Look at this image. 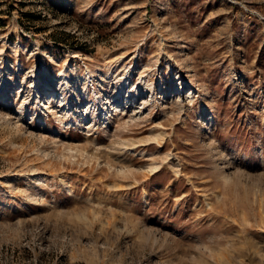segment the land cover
<instances>
[{"label":"rangeland","instance_id":"obj_1","mask_svg":"<svg viewBox=\"0 0 264 264\" xmlns=\"http://www.w3.org/2000/svg\"><path fill=\"white\" fill-rule=\"evenodd\" d=\"M0 264H264V0H0Z\"/></svg>","mask_w":264,"mask_h":264},{"label":"bare ground","instance_id":"obj_2","mask_svg":"<svg viewBox=\"0 0 264 264\" xmlns=\"http://www.w3.org/2000/svg\"><path fill=\"white\" fill-rule=\"evenodd\" d=\"M50 95H51V94H50ZM189 95H190V94H189ZM183 96H184V95H183ZM185 96H187V94H186ZM50 97H52V96H50ZM48 101H49V100H48ZM145 102H146V100H143V99H142V101L139 102V103H140L139 106L136 107V109H138V110H137V111H134V112L131 113V118L135 117L137 113H138V114L141 113V108H143L142 105H144ZM46 103H47V102H46ZM136 109H135V110H136ZM19 112H20V111H19ZM134 114H135V115H134ZM20 115H21V117H22V113H20ZM106 115H107V114H106ZM106 115H105V116H106ZM105 116H104V119H105V120H108L109 118H105ZM139 116H140V114H139ZM89 126H93V124H91V125H89Z\"/></svg>","mask_w":264,"mask_h":264}]
</instances>
